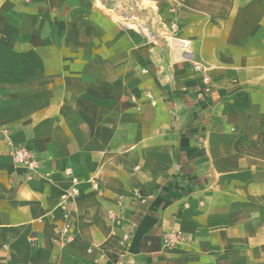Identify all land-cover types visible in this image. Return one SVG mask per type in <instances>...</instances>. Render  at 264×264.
Masks as SVG:
<instances>
[{"label":"crops","instance_id":"obj_1","mask_svg":"<svg viewBox=\"0 0 264 264\" xmlns=\"http://www.w3.org/2000/svg\"><path fill=\"white\" fill-rule=\"evenodd\" d=\"M142 1L153 43L108 0H0V264H264V0Z\"/></svg>","mask_w":264,"mask_h":264},{"label":"built area","instance_id":"obj_2","mask_svg":"<svg viewBox=\"0 0 264 264\" xmlns=\"http://www.w3.org/2000/svg\"><path fill=\"white\" fill-rule=\"evenodd\" d=\"M166 27H164V37L165 39L169 42V44H171V47L173 49L182 51L184 58L193 63V68L194 71L197 74L201 75V83L203 84L204 88H203V94L205 97H209L213 94V83H212V78L210 75V69L209 67H206L205 65L197 62L195 60L194 54L190 52V41L188 40H184L182 38L179 37V30L178 27L175 23H172L171 25H165ZM148 39H151V36H153V41H157V37L156 34L153 32L152 33H148L147 35ZM152 41V40H150ZM142 73L145 75L149 74V70L148 69H143ZM146 97H148L149 99L153 100V95L151 92L147 91L144 93ZM1 133V131H0ZM13 158H14V162L17 166L19 167H27L32 174H38V170L40 169V167L38 166V164L34 161L33 156L26 150L24 149H16L14 151L13 154ZM65 175L66 177L71 178L72 181V187L70 190H68L67 192H65L62 197H61V201H60V208L66 209L67 206L74 201L77 197L80 196L81 190V182L74 176V172L71 168L66 169L65 171ZM92 187L93 189H98V185L95 181L92 182ZM125 201L126 198L125 197H120L116 200V203L118 205V207L123 211L125 209ZM149 202V198L143 196V194L139 191H135L134 194L132 195V197L130 198V203H136V204H141V205H147ZM111 219H113V221H118L117 217H115V214L111 213L110 214ZM70 231H71V226L70 225H66L63 232L65 235H69V237H67L68 241L72 240V237L70 236ZM130 240V237L128 235H125L123 237V240L121 242V245L124 249V251L120 254L121 259L124 257V255L127 252V246H128V242ZM180 237L179 235H174V239L173 240H169L168 244L171 247H175L177 246V244L179 243ZM88 253L89 254H93L94 250L92 248L88 249ZM94 264H106L104 261V256L103 254L101 255H96L95 259H94ZM117 264H122L121 262L117 263Z\"/></svg>","mask_w":264,"mask_h":264},{"label":"rangeland","instance_id":"obj_3","mask_svg":"<svg viewBox=\"0 0 264 264\" xmlns=\"http://www.w3.org/2000/svg\"><path fill=\"white\" fill-rule=\"evenodd\" d=\"M108 1L111 12L116 15V18L126 29H130L142 37V44L148 43L150 40L153 43V36H151V39L146 36L148 33L153 34L155 32L153 31V11L157 10V7L153 6V3L142 0ZM159 25L161 28L163 27L162 24L159 23ZM156 33L158 34L159 32L156 31Z\"/></svg>","mask_w":264,"mask_h":264}]
</instances>
